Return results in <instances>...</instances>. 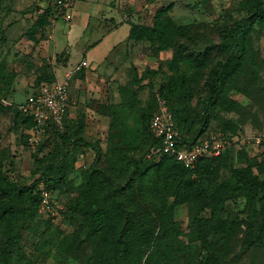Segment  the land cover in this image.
<instances>
[{
  "label": "rangeland",
  "instance_id": "1",
  "mask_svg": "<svg viewBox=\"0 0 264 264\" xmlns=\"http://www.w3.org/2000/svg\"><path fill=\"white\" fill-rule=\"evenodd\" d=\"M244 1L71 0L72 17L67 22L59 15L56 0H0L3 170L24 187L42 174L54 175L56 169L63 176L53 189L40 183L48 191L52 211L39 206L35 214L38 228L20 230L27 258L23 264H97L86 217L68 210L75 205L92 206L98 197L90 178L96 152L70 145L62 157L60 134L93 144L99 152L97 167L122 181L141 153L147 162H157L162 155L158 145L149 147L140 113L152 109L153 96L156 99L168 76L196 72L189 100L177 98L172 106L181 133L192 138L203 79L217 59L215 25L226 10H233L236 18L244 16L248 11ZM132 25L154 28L153 38H129ZM147 70L157 74H146ZM63 80L68 81L64 126L43 133L31 146L19 104L32 89ZM164 102L175 122L171 105ZM216 136L224 144L223 157L210 171L191 172L188 178L193 185L204 187L206 195L214 198L233 169H248L263 189L254 198L243 190L220 205L199 198L193 211L196 218L186 202L175 201L169 194V217L190 237L179 236L184 243L174 241L160 264H264V231L252 218L264 203V140L257 141L264 137V22L253 26L251 52L228 82L209 127L194 142ZM159 179L146 185L156 187ZM131 199V205L139 204L141 212L151 211V202L139 201L137 191ZM7 203L18 210L29 205L24 193L10 197ZM7 229L17 227L3 218L0 240ZM151 251L149 246L144 248L143 263Z\"/></svg>",
  "mask_w": 264,
  "mask_h": 264
},
{
  "label": "trees",
  "instance_id": "2",
  "mask_svg": "<svg viewBox=\"0 0 264 264\" xmlns=\"http://www.w3.org/2000/svg\"><path fill=\"white\" fill-rule=\"evenodd\" d=\"M244 4L248 5V11L244 16L236 18L233 15V10H226L223 20L215 25L218 37L217 59L209 67L203 79V91L197 99L199 103V110L196 112L197 128L192 138L181 133L180 119L177 118V111L173 110L172 106L177 98L183 102L189 100L192 94V85L197 79L196 72L172 74L167 77L165 84L161 85L157 91V97L165 99L171 105L175 120V122L172 120L173 124L179 131L182 140L187 144L194 143V139L209 127L219 101L227 91L228 82L242 68L247 55L251 52L253 26L256 23L264 22V0H245ZM153 34L154 28L132 25L128 37L134 40L143 37L152 39ZM149 73L157 74L156 71L147 70L146 74ZM156 109L157 100L153 96L152 109L140 113L147 139L150 138L149 147L159 146V140L149 128L151 116ZM65 120L66 116L61 126L49 124L45 132L61 129ZM23 122L30 129L32 122L25 115ZM232 138L230 136L228 140L232 142ZM60 140L64 148L62 157H66L68 154L70 145L92 148L96 152L91 165L90 178L94 189L93 194L98 191V197L92 206L78 208L75 205L69 207L68 210H77L86 217L87 233L95 240L93 256L96 257L97 264H160V260L165 259L167 254L172 251L174 241H178L179 245L184 243L179 236H186L188 239L190 234L184 233L178 224L170 219L169 205L167 204L169 194L173 195L174 200L186 202L190 215L192 218H196L197 213H193V211L198 208L197 200L199 198L220 205L243 190L251 192V198H254L258 191L263 189V183H257V178L248 169H233L229 180L225 185H221L219 192L214 194V198L206 195L204 187L193 185L188 175L199 169L210 171L212 164L223 157V154L220 153L224 147L219 152V156L200 158L193 168L184 167L173 155L168 153L162 154L157 162L144 161L145 153H141L123 180L118 181L97 167L99 152L93 144L80 137L72 139L66 133L60 134ZM158 178H160L158 186L146 185L153 183ZM170 178L175 182L168 183ZM62 179L61 172L56 169L54 175L42 174L30 185L21 186L12 181L4 172L0 153V220L3 218L10 220L17 227L14 231L7 229L0 240V264H23L25 262L27 258L21 244L20 230H36L39 226L35 219L40 202L38 184L42 183L45 188L53 189ZM134 191H137L139 201L148 199L151 202V211L141 212L139 204L135 207L131 205V196ZM23 193L26 195L28 206L18 210L7 203V199L10 197ZM159 204H162V207ZM252 218L259 225V229L264 231V203L257 213H252ZM111 229L113 234L109 236L108 233ZM252 243L253 240H248V244ZM147 246L151 247L152 251L148 260L143 263L142 255Z\"/></svg>",
  "mask_w": 264,
  "mask_h": 264
},
{
  "label": "built area",
  "instance_id": "3",
  "mask_svg": "<svg viewBox=\"0 0 264 264\" xmlns=\"http://www.w3.org/2000/svg\"><path fill=\"white\" fill-rule=\"evenodd\" d=\"M59 15L64 21H71L69 12L71 0H56ZM157 109L152 114L149 128L159 140L158 152L168 153L175 157L184 167L193 168L198 159L218 155L224 144L219 136L211 140L185 143L175 128L171 114L160 97H156ZM68 107V81L52 82L32 89L19 104V109L28 117L32 126L28 130V144L33 146L42 137L49 124L61 126ZM264 137L257 139L258 143ZM41 210L50 211L49 194L39 186ZM52 211V209H51ZM50 211V213H51Z\"/></svg>",
  "mask_w": 264,
  "mask_h": 264
}]
</instances>
